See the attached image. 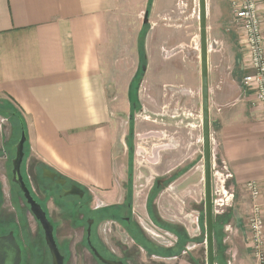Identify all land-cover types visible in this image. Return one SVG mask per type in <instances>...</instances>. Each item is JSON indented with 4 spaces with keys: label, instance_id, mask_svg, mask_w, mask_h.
Wrapping results in <instances>:
<instances>
[{
    "label": "crops",
    "instance_id": "1",
    "mask_svg": "<svg viewBox=\"0 0 264 264\" xmlns=\"http://www.w3.org/2000/svg\"><path fill=\"white\" fill-rule=\"evenodd\" d=\"M257 1L264 38V0ZM176 2L171 0L167 11L160 16L158 4L152 0L147 18L148 24H156L146 34L147 57L148 47L156 37L155 28L176 7ZM147 3L148 0H0V104L8 101L22 117L27 135V157L34 156L45 169L78 188L98 190L104 199L115 204L106 208L119 207L125 202L126 192L123 197L114 187L115 139L120 119L114 109L121 95L128 100L136 75L137 44L145 24ZM206 4L207 40L216 46L212 53L208 52L213 221L229 216L228 222L217 224L216 230L224 232L226 237H238L237 241L242 243L248 262L252 264L246 246L251 203L245 185L256 182L264 188V119L259 107L254 105V94L245 90L241 83L247 71L229 0H206ZM164 23L162 27L171 30V34L181 32L176 25ZM169 41L167 37L163 43L166 45ZM179 46L182 44L172 47L167 52L170 56L162 58L165 61L175 59L176 53L181 51ZM197 72L198 81L189 90L194 89L192 96L198 106V114L193 113L196 121L192 123L196 125L194 129H198L195 132L198 140L193 136L198 158L195 163L183 161L177 167L168 168L164 176L169 177L162 179L159 186L156 180L153 182L144 196V206L143 196L133 191L131 184V210L141 212L144 207L149 216V196L155 186L160 190L152 200L154 214L159 201L164 206L185 205L186 188L190 183L189 189L195 191L196 197L199 192L204 197V168L199 167L203 145L200 63ZM111 91L117 95L110 96ZM172 91L179 101L185 97L180 87ZM172 124L173 121L167 120V125ZM179 140L184 138L179 136ZM164 147L170 149L168 144ZM171 149V152H161L163 159L183 155L181 147ZM178 172L182 174L169 181ZM221 181L229 197L225 213H219L214 205L215 191ZM240 195L244 203L236 206ZM233 204L235 208L230 210ZM201 215L204 213L200 212L198 218L202 231ZM158 218L174 229L161 228L166 238L163 245L156 243L158 247L174 249L178 243L176 234L180 232L192 239L188 223L166 219L164 214ZM150 219L140 221L142 228L149 226ZM143 232L153 242V238ZM189 245L179 255L163 258H177L189 250ZM234 246L230 264H241L235 251L240 254L242 251L238 244Z\"/></svg>",
    "mask_w": 264,
    "mask_h": 264
},
{
    "label": "rangeland",
    "instance_id": "2",
    "mask_svg": "<svg viewBox=\"0 0 264 264\" xmlns=\"http://www.w3.org/2000/svg\"><path fill=\"white\" fill-rule=\"evenodd\" d=\"M170 1L171 0H155V4H158L157 11L160 16L167 11ZM151 4L152 0H148L147 10L150 9ZM145 11L146 10H144V12ZM173 18H175V22L172 23ZM163 23L168 26L176 25L181 32L171 34V30L162 27ZM163 23L160 22L159 27L155 28L157 29L156 37L148 47V57L145 49L146 34L156 23L148 24L147 18V23L144 24L139 35L137 44L138 68L136 74L139 73L140 69L139 42H142V46L144 47L143 52L147 72L143 73L139 82L134 83L133 79L130 86V91L133 94L135 93L134 89L136 87L138 88L136 95L134 94L132 99L136 98L139 106V110L134 115V136L132 141L127 142L129 134V115L131 113L129 95L127 100L126 96L124 94L121 95L120 93V101L114 109V112H117V114L120 115V119L118 120L119 129L115 139L116 151L113 163V174L115 179L114 187L124 197L128 187L127 181L129 175L128 145L131 143L134 153L132 165V187L133 191L136 190L143 196V203L144 196L148 193L153 182L156 180L161 184L162 179L169 177V175L164 176L168 172V168L177 167L178 165H181L183 161L187 164L192 162L195 163L196 158H198L194 146L196 140H193V136L198 140V135L195 133L196 131L198 132V129H194V126L196 125L192 124L196 121V116H194L193 113L195 112L196 115L198 114V106H196L197 103L194 102V96H192L194 94V89L192 92L190 91L198 81L197 71L199 70L198 0H177L176 7L170 11L168 16L166 15L163 18ZM235 31L239 37L240 30L235 27ZM167 37H169L170 41L165 45L163 41ZM177 44H182L181 47L179 46L181 51L176 53L178 56L170 61H165L162 57L170 56L171 53L167 52H170L171 48ZM215 47L216 46L213 42L208 43V52L212 53L215 50ZM179 82L181 83L178 84L179 86L175 84ZM174 87H180L181 91L184 93L185 97L182 98L181 101L177 99V96H173L174 93L172 88ZM113 93L116 94L115 91H111V93L109 92V95L112 96ZM114 94L113 96H115ZM3 103L4 108L7 110L15 109L6 100H3L2 105ZM167 120L173 121V124L167 125ZM182 120H184L185 123L182 124ZM181 133L186 135L187 139L184 135L182 136ZM179 136L184 138V140H179ZM18 139L19 133L16 129V124H11L6 117L1 115L0 144L3 143L4 149H6L4 156H0V193H2L4 200V213H6L4 215L5 217L8 215L10 218L12 216L15 217L14 213L16 211H21L24 214V226L28 234V240H26L25 237L24 239L29 244L25 245L23 264H50V256L46 251L44 244L40 242V237L36 236L38 233L36 232V226L32 221L31 216L27 214L28 208L25 206L18 188L11 183V161L15 155L14 145L17 143ZM167 144L170 146L169 150H166L164 147ZM171 147L178 149L181 147L183 155H175L170 156L168 159H163L161 152L163 150L165 152H171ZM200 149L202 160L201 164L199 163V167L202 168L203 145ZM25 155H28L27 149ZM3 162L4 170L2 169ZM24 163L25 175L27 177L26 181L31 184L34 192L40 197L51 196L56 198L52 184H49L48 181L41 179L39 176V169L44 168V166H42L34 156H31L30 154L27 157V161H23L22 167ZM21 172L23 173V171ZM35 180H39L40 190H38ZM40 180L43 181L41 182ZM189 185L191 186L192 183ZM42 186H44V188L46 187V189L43 190ZM190 186L186 188L185 205L181 204L179 207L178 205L166 204V206H164V203L159 201L156 206L157 210L155 211V214L159 217L161 214H164L166 215V219L188 223L190 231L192 230L189 236L191 238L203 237L204 239L202 243H190L189 250L185 251V253H182L177 258H151L148 257L145 251L141 250V248H134V244L127 236L125 227L121 221L105 220V222L100 223L97 227L96 237L100 239L115 257L119 259L125 257L123 260L126 264H195V262L196 264H206L205 228L203 225V231H201L198 222L200 212L204 213V197L200 195V192L199 196L196 197L195 191L189 189ZM79 189H81L82 192L86 191L85 195L83 193V196L87 197V200H89L90 210L115 205L113 201L104 199L101 193L96 189L87 187ZM76 200V197L73 196L68 197L67 200H63L62 202L56 200L57 202L54 203V206L48 203V209L51 212V216L57 223L58 242L60 246L66 248V251L68 248L71 253L68 264H97L91 257L89 251L85 248L83 223L79 225L76 224L79 210L75 203ZM194 201H197V204H195ZM243 203L241 195L238 196L236 199V206ZM144 205L145 203L143 206ZM232 207L233 208L230 210H234V204ZM228 211L229 210H227V212ZM116 213L122 218L130 216L141 230L143 228L140 221L150 219L144 207L141 212L132 208L130 213H128L124 203L117 208ZM176 215H178V217H176ZM88 216L92 217L93 214L90 213ZM159 234L166 238L162 233ZM222 235L221 242L225 249L222 253V257L226 264H230L232 261L231 256L234 253L232 250L236 247L234 244H238L242 251L241 254L240 251H235L237 252L236 258L238 259L239 257L242 260L241 264H250V261L248 262L249 259L247 252L244 250L242 243L237 241L238 237H226L224 232ZM153 240H156L155 242L157 244H164L163 240L162 242L157 239ZM95 244L97 245V241H95ZM217 248L218 245L214 240L216 257L219 256ZM40 254L42 259L40 258ZM215 264H217L216 261Z\"/></svg>",
    "mask_w": 264,
    "mask_h": 264
},
{
    "label": "water",
    "instance_id": "3",
    "mask_svg": "<svg viewBox=\"0 0 264 264\" xmlns=\"http://www.w3.org/2000/svg\"><path fill=\"white\" fill-rule=\"evenodd\" d=\"M148 10L144 16L147 23ZM207 4L206 0H198L199 21V63L201 78V116L203 136V168H204V228L206 264H215L214 232H213V205L211 189V149H210V116H209V87H208V40H207ZM146 71V67H142ZM20 137L15 145V157L12 160L11 182L19 188L29 207V211L38 220L44 233V240L51 256V264H63V256L60 254L53 236L52 226L47 221L44 212L32 198L21 174V165L25 156L24 145L27 142L26 131L23 123H20ZM43 175L49 179L55 178V174L44 170ZM65 179L57 178V183L63 185ZM82 193L81 189H78ZM94 256L102 264H123L121 261L105 260L92 249ZM0 264H20V249L12 235L0 238Z\"/></svg>",
    "mask_w": 264,
    "mask_h": 264
},
{
    "label": "built area",
    "instance_id": "4",
    "mask_svg": "<svg viewBox=\"0 0 264 264\" xmlns=\"http://www.w3.org/2000/svg\"><path fill=\"white\" fill-rule=\"evenodd\" d=\"M257 3V0H229L233 26L240 30L238 44L247 71L241 83L245 90L254 94V105L259 107L264 119V38L261 29L262 17L258 12ZM245 189L251 203L247 219V250L251 255L252 264H264V188L261 189L256 182H248ZM215 195L217 198L214 205L219 213H223L229 206V197L224 191L222 181ZM143 230L151 238H158L150 225L144 226Z\"/></svg>",
    "mask_w": 264,
    "mask_h": 264
},
{
    "label": "flooded vegetation",
    "instance_id": "5",
    "mask_svg": "<svg viewBox=\"0 0 264 264\" xmlns=\"http://www.w3.org/2000/svg\"><path fill=\"white\" fill-rule=\"evenodd\" d=\"M15 145H16V143H15ZM15 145H14V152H15ZM5 151H6V149H4V145H3V143H1L0 144V156H4V153H6ZM14 157H15V155H14ZM2 169L4 170V162L2 163ZM11 170H12V164H11ZM44 170H48V169H45V168L39 169V171H40L39 172V176L41 177V179H43L45 181H48L49 184H52V187L55 190L54 195H55V197L57 199L54 198V197H51V196L40 197L38 194H36L34 192V190L32 189L30 183H28L27 181H24V182H25L26 187L28 188L32 198L40 206V208L42 209V211L45 214V217H46L47 221L52 226L53 236H54V240L56 242V246H57L60 254L64 258L63 264H68L69 263V261H70L69 259H70L71 253L68 250V248H67V251H66V248L60 246V244L58 242V238H57V234H58L57 223L55 222V220L51 216V212L48 209V203H50L52 206H54V203L57 202L58 200L60 202H62L63 200H67L68 197H73V196L76 197V199H77L75 201V203H76V206H78V209H79L78 210V219L76 221V224L79 225V224L83 223V226H84V237H85L84 245H85V248L89 251V253H90L91 257L93 258V260L97 264H102L94 256V254L92 252V249H94L98 253V255L101 256L105 260L121 261L123 264H126L124 262V260H123L125 257L122 258V259L121 258L119 259V258L115 257V255L105 247V245L100 241V239L96 237V231H97L98 225L100 223H102V222H105V220L100 219V215H101L100 212L104 208H101V209L95 208L93 210H90L89 209V203H90L89 200H87V197L83 196L84 192H82V193L79 192V190H78L79 188L76 185L68 182L67 180H65L63 185H60V184L57 183V178L60 177L58 174L54 173L53 171H50V172L54 173L56 176L53 179H49V178H47V177H45L43 175V171ZM43 180H40V181L42 182ZM35 184H36L38 190H40V182H39V180H35ZM159 185H160V183L157 182V186H159ZM42 188H43V190L46 189V187L44 188V186H42ZM18 190H19V188H18ZM19 192H20V190H19ZM20 194H21V197H22V199H23V201L25 203V206L28 208L27 214H29L31 216V219H32V221L34 222V224L36 226V232H38L36 236L40 237V242L44 244L45 249H46V251L48 252V254L50 256V253L48 251V248H47L45 240H44V233H43V230L41 228V225L38 222V220L35 218V216H33L32 213L29 211V207L26 204L21 192H20ZM84 195H85V193H84ZM126 210H127V208H126ZM89 212L93 214L92 217L88 216V215H90ZM128 213H130V212H128ZM4 214H6V213H4V200H3L2 193H0V238L8 237L9 235H12V237L14 238L17 246L20 249V264H23L24 255H25V245L29 244L26 241V240H28V234H27V232L25 230V226H24L25 225L24 224L25 223L24 214L21 211H16L14 213L15 217L12 216L11 218L8 215H7V217H5ZM129 219L131 221H133L130 218V216L123 217V218L121 217V222H124V221L129 222ZM150 220H151V221H149L150 228L153 229L156 232V234L158 235L157 240H161V242H162V240L164 241V239H165L164 236L159 234V233H161V227H159L154 221H152V219H150ZM133 222H135V221H133ZM125 231H126V229H125ZM126 233H127V236L133 242L134 248H137L135 243H134V241H133V239L131 238V236H129L128 232H126ZM24 237H25L26 240L24 239ZM196 239L197 238H192V240H193L192 242H195ZM148 240L150 241V238ZM151 240H153V239H151ZM95 241H97V245L95 244ZM155 241L156 240H153V242L152 241H150V242H152L154 245H156ZM192 242H190V243L192 244ZM158 245H160V244H158ZM145 253H146V255L148 257H151V258H162V259H164L161 256H157V255H153V254L149 255L147 252H145ZM40 258L42 259L41 254H40ZM193 262H195V261H193ZM50 264H51V256H50ZM195 264H196V262H195Z\"/></svg>",
    "mask_w": 264,
    "mask_h": 264
},
{
    "label": "trees",
    "instance_id": "6",
    "mask_svg": "<svg viewBox=\"0 0 264 264\" xmlns=\"http://www.w3.org/2000/svg\"><path fill=\"white\" fill-rule=\"evenodd\" d=\"M139 43H140V46H139V58H140V63H139L140 67L139 68L140 69H139V73H137L134 77V83L139 82L141 80L142 75L144 73L142 71V67H146L145 59H144V52H143L144 47L142 46V42H139ZM137 89H138L137 87L134 89L135 95L137 93ZM134 94L131 91H129V101H130L129 103H130L131 113L129 115V134H128L127 142L132 141V138L134 136V134H133L134 115L139 110L137 99L136 98H133L134 100L132 99ZM6 110L7 109L4 108V103H3V105L0 104V116L2 115L4 117H6L11 122V124L12 123L16 124V129H17V131L19 133V137H20V132H21L20 123L21 122L23 123L24 130L26 131L22 117L18 114L16 109H13L14 111L11 109H8L7 111ZM26 145H27V142L24 145V153H26V148H25ZM128 155H129V164H128L129 175H128V181H127L128 187H127V191H126V197H125L124 204L126 205L128 212H130L131 211V200H132V187H131V184H132V165H133V156H134L133 146L131 143H129V145H128ZM26 158H27V156L25 155L23 161H25ZM22 168H23V170H22ZM21 171H23V173L21 172L23 180L26 181L27 177L25 175V163H24L23 167L21 165ZM181 174H182V172L176 173L175 175H173L169 179V181L174 180L175 178H177ZM169 181L165 182V184H163V185H166ZM159 190H160V187L155 186L150 193V196H149L150 199H149V204H148L149 216L152 219V221H154L159 227H161L165 230L168 229V230L174 231V229H172L166 223L162 222L154 214V207L152 204V200L158 194ZM117 208L118 207H108V208L101 210L100 219L121 221V217L116 213ZM228 220H229V216L224 215V217L219 218L218 221H213L214 240L216 241V243L218 245L217 253L219 254V256H217V257L215 256V261L217 264H226V262L222 257V253L225 250L223 245H222V242H221V237L223 235H222L221 231L216 230V227H217V224H221V225L225 224L228 222ZM122 223L126 229V232H128L129 236H131V238L133 239L136 247L143 249L149 255L153 254V255H157V256H161V257L176 256V255L180 254V252L184 249V247L188 243L193 241L192 239H189V237L184 232H180V233L176 234L178 237V243H177L176 247L174 249L165 250V249H162V248L154 245L152 242H150L148 240V238L145 236L144 232L140 229V227L135 222H133L129 219V222L124 221ZM203 224H204V216L201 215L200 225H201L202 231H203ZM195 241L202 243L204 241V239H203V237H200V238H197ZM219 247H220V250H219Z\"/></svg>",
    "mask_w": 264,
    "mask_h": 264
}]
</instances>
